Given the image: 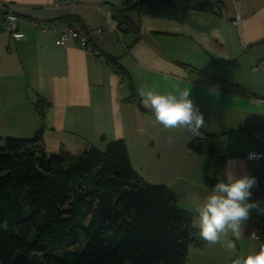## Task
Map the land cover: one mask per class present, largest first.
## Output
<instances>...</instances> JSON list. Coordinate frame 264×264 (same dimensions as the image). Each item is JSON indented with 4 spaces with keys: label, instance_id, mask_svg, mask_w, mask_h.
Listing matches in <instances>:
<instances>
[{
    "label": "crops",
    "instance_id": "obj_1",
    "mask_svg": "<svg viewBox=\"0 0 264 264\" xmlns=\"http://www.w3.org/2000/svg\"><path fill=\"white\" fill-rule=\"evenodd\" d=\"M2 1L18 6L25 34L12 40L0 18L2 140L36 133L40 119L34 103L40 95L51 104L45 116L47 154L101 149L124 140L143 179L172 188L180 207L191 213L228 170L239 178L256 169L245 156L264 149V0H216L224 4L219 14L190 11L178 0H149L135 16L138 31L130 34H121L113 19L120 0H63L58 8L56 0ZM69 15L80 16L87 29L104 31L95 40L98 58L75 41L56 45L57 33L38 28L39 23L67 25L59 19ZM236 16L238 25L233 24ZM107 55L120 58L134 84L135 101L130 82L107 63ZM145 85L160 93L190 89L204 116L199 134L158 125L140 102L138 90ZM212 86L218 94L209 93ZM206 134L214 136V153H192L188 143ZM257 225L264 221L254 208L239 239L231 233L221 239L237 241L234 256L254 254L264 244L253 238Z\"/></svg>",
    "mask_w": 264,
    "mask_h": 264
},
{
    "label": "trees",
    "instance_id": "obj_2",
    "mask_svg": "<svg viewBox=\"0 0 264 264\" xmlns=\"http://www.w3.org/2000/svg\"><path fill=\"white\" fill-rule=\"evenodd\" d=\"M120 1L121 9L112 12L118 31L137 32L135 16L149 0ZM178 1L204 14L224 9L222 1ZM59 22L87 29L77 15ZM106 61L128 79L135 101L134 84L120 58L107 55ZM34 106L40 119L36 133L5 138L0 149V264H185L190 246H205L193 226L197 214L182 209L169 186L143 179L124 140L103 150L91 146L49 155L44 131L51 104L38 95ZM213 137L195 138L188 149L211 155Z\"/></svg>",
    "mask_w": 264,
    "mask_h": 264
},
{
    "label": "clouds",
    "instance_id": "obj_3",
    "mask_svg": "<svg viewBox=\"0 0 264 264\" xmlns=\"http://www.w3.org/2000/svg\"><path fill=\"white\" fill-rule=\"evenodd\" d=\"M210 94H218V88L210 87ZM140 102L155 117V122L165 130L185 129L199 134L204 126V116L191 98L190 89L160 93L147 85L138 90ZM171 142V139H170ZM257 184L256 178L244 175L237 178L230 170L219 180L204 202L197 206L198 229L196 235L207 246L222 243V237L229 233L235 239L242 234V225L249 218L250 211L257 209L264 213L256 202H249L251 189ZM229 250L235 249L230 240L223 242ZM232 264H264V244L254 254L236 256Z\"/></svg>",
    "mask_w": 264,
    "mask_h": 264
},
{
    "label": "built area",
    "instance_id": "obj_4",
    "mask_svg": "<svg viewBox=\"0 0 264 264\" xmlns=\"http://www.w3.org/2000/svg\"><path fill=\"white\" fill-rule=\"evenodd\" d=\"M63 0H56L55 5L57 8L61 6ZM18 6L12 2L0 0V18L3 20L4 29L9 34L12 40H22L25 34L20 30V18L17 13ZM239 16L233 21L234 25L239 24ZM38 28L42 32L57 33L55 37V44L60 46L67 45L70 41H75L82 49L91 53L95 57H99L100 51L96 46L95 40L100 38L103 34L102 29L90 30L85 29L78 25H64V24H51L39 23ZM259 64L254 69L257 70ZM248 162L257 164L256 169L250 174L255 177L257 181V189L251 191L249 202H256L260 208H264V149L248 151L245 156ZM260 219L264 221V213L260 211ZM253 238L256 240L264 241V226L257 225L253 229Z\"/></svg>",
    "mask_w": 264,
    "mask_h": 264
},
{
    "label": "rangeland",
    "instance_id": "obj_5",
    "mask_svg": "<svg viewBox=\"0 0 264 264\" xmlns=\"http://www.w3.org/2000/svg\"><path fill=\"white\" fill-rule=\"evenodd\" d=\"M4 148V139L0 140V149ZM102 150L104 148H101ZM84 151V150H81ZM57 153H52L49 155H57ZM135 165H139V162L134 158ZM183 208L184 205H181ZM185 209V208H183ZM197 220L194 222V227H196ZM229 241L228 239L222 240V243L215 246L205 245L202 248L195 246H190L188 251V257L185 264H229L230 260L233 259L235 251H238L236 246L237 241L231 240L235 244L234 250H229L225 247L223 242ZM238 245V244H237ZM232 257V258H231Z\"/></svg>",
    "mask_w": 264,
    "mask_h": 264
}]
</instances>
